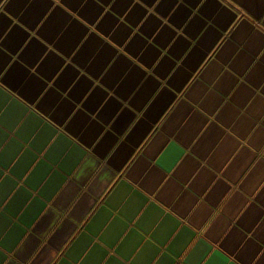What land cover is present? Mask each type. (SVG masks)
Masks as SVG:
<instances>
[{"label": "crops", "instance_id": "obj_1", "mask_svg": "<svg viewBox=\"0 0 264 264\" xmlns=\"http://www.w3.org/2000/svg\"><path fill=\"white\" fill-rule=\"evenodd\" d=\"M64 2L73 11H78L79 15L89 23H94L103 11L93 0H88L87 5L82 9L80 8L82 0H64ZM145 2L151 6L154 0H145ZM175 2L176 0H162L157 11L161 15L167 16ZM185 2L195 7L199 0H185ZM103 3L107 4L109 0H103ZM26 4H28V0H11L6 11L14 16L12 20L0 14V36L4 35L9 26L12 27V32L9 33L3 44L10 55L0 52V72H4L5 68L8 67L7 64L11 62L12 67L8 68V73L5 75L3 82L11 89L18 91L30 102L34 101L40 93H43L48 84L52 83L53 76L59 73L56 83L43 95L39 108L45 113L52 108H56L52 118L62 124L74 108V105L67 98L61 99L72 81L80 75L82 68H85L93 76L92 79L95 80L116 53L95 33H92L89 40L84 41L82 38L88 29L78 21L72 20L67 13H63L59 9L41 26L40 20L47 7L50 6L47 0H33V3L25 9ZM130 4L131 0H117L113 9H109L108 15L97 26L98 31L108 35ZM218 7L216 0H208L201 9V13L208 19H212ZM249 11H252L256 16L264 14V9L260 8L259 5H256L254 10L250 8ZM21 12H23V15H20ZM144 14V10L137 5L127 17L130 23L127 19H124L120 29L112 36V39L122 46L127 36L132 31H136V37L131 40V43L125 49L133 56H137L145 44L151 40V44L148 45L144 55L139 57L141 62L149 67L151 71L152 64L161 54L164 59L156 68V74L164 78L169 72V77L172 78L169 84L177 90H180L189 78V73L185 71V68L195 70L199 63L203 64L202 60L206 52L210 51L219 38V32L227 31L225 30L227 22L234 18L228 13H222L215 20L217 25L209 28L207 20L196 17L185 29L186 34L192 38V42H188L183 36H180L172 44L171 50H165V47L175 35L173 29L183 25L187 17L191 15L190 10L181 5L169 21L172 27L165 25V28L155 40H152V34L160 22L155 20L154 17H150L143 27H138L139 20ZM238 19L239 17H237ZM69 20H71V24H68ZM235 23L236 21H233V24ZM66 24H68V27L64 31V35L57 40L56 37ZM231 27L230 25L229 28ZM32 32H36V35L42 36L48 44H53L56 48L49 52L48 57L43 59L41 66L37 69V72L46 78L45 80L29 74L42 54L48 51L47 43L42 44L35 40ZM234 39H237V43H242L244 40H249L250 43L256 42L254 38L250 39V30L247 26H241ZM102 44L103 48L96 55V59L92 61L91 66H88V61L92 59L96 49ZM76 46L80 47V52L69 62V58L63 57V54L70 56ZM261 46H264V43ZM20 49H24V51H20ZM258 50V48L255 49L253 55ZM212 55L213 52H209V56ZM12 57H16L15 61H12ZM61 58L68 64L63 72H60V67L64 64V60ZM219 58L225 62L226 66H229L228 61L235 62L232 67L238 72L233 73L230 81L223 80L220 90L225 99L232 96L233 103L238 104L242 109L247 104L252 103L255 97L245 100L246 103L244 104L237 101L236 96L243 98L242 91L254 88V85L258 86L259 82L264 80V62L257 65L253 69V74L247 78V71L237 69L236 65L243 64L246 68L251 63V57H248L245 52H238L236 45L226 47ZM205 59H208V57H205ZM178 62H183L184 67L172 77L171 69ZM129 68H131V71L120 83L119 88L116 89L114 97L119 96L124 102H127L129 96L135 90L136 96L131 100L132 107L137 110H141L143 106L145 110L149 109L145 117L137 124L113 156L111 163L117 168L129 157L133 148L138 146L143 136L150 130L151 124L159 118L167 105L174 99L173 93L170 91H175V89H169V91L165 89L160 93L159 89H156L159 84L152 77H148V80L141 85V80L146 74L123 56L117 59L101 83L111 90ZM90 88L91 82L88 81L87 75L81 76L80 81L69 93V97L79 103ZM255 91L256 95L261 94L259 89ZM106 96L107 92H103L99 88L92 91L89 99L82 105L81 112L77 113L68 125L67 130L72 134L80 136V133H83L80 138L88 146L103 131L104 125L100 121L107 124L122 107L115 98L110 99L100 111L97 121L90 122V115L96 112ZM157 96L159 97L157 98ZM212 99L210 97L209 101L205 103H210ZM221 102L216 99L215 107L220 108L219 104ZM0 107L5 109L7 118L6 123L3 125V131H0V138L9 141L5 146L0 140V181H2L0 183V208L3 209L0 211V248L6 249L10 253L17 249L18 245L20 246L15 253L14 260L9 262V264H15V260L23 262L27 256L36 250L41 243L40 234L48 229L52 220V213L49 212L47 215L40 217L39 214L43 210L41 201L49 198L50 193L54 191L66 174V169L72 158L70 155L71 145L64 143L59 149L53 148L45 152L51 136L47 129L41 128V124L44 122L35 118L34 114L27 115V109L24 108L23 102L10 94L0 96ZM191 111L189 109L184 113L181 122L189 118ZM238 114L236 108L226 106L221 110V116L217 119L230 123ZM134 118V114L125 108L112 125L114 132L106 133L95 151L104 156L115 144L117 135L122 134ZM201 120L207 122L199 114L190 116L189 131L193 137L204 131L199 127ZM259 126V123L246 125L249 132L246 133L242 129L241 136L236 142L238 146L232 148L230 142L223 140V132L213 125L212 128L208 129L210 135L206 133V139L198 142L197 148L191 154V159L185 161L186 165L183 173L176 178V184L169 189V201H176L178 205L183 204L186 207L198 203L203 198L207 202L216 203L220 201L219 206L215 209V211H219L230 201L233 194L248 202L247 206L251 207L248 213L241 220L235 219L228 222L233 232L225 240L222 247L230 253L238 249L240 243L243 242V237L239 232L251 231L260 215H264L256 209V207L264 205V199L261 198L264 197V192L261 193V197L256 198L246 192L243 187L257 168L258 163L264 160V155H256L241 170V165L244 164L248 156L245 149L250 142L249 138L252 137V132L256 131ZM261 126L264 127V125ZM256 143H264V136L256 138ZM217 144H220L224 151H216L205 164V157L209 156ZM226 144L227 147H225ZM173 150L175 153L183 154L175 146L169 149V151ZM237 172L240 175L234 183L232 176ZM26 175L28 176L27 180L24 179ZM152 175L153 180H155L158 174ZM193 177L195 178L191 185L193 194L190 197L191 203H189V200L185 199L189 194L184 192L183 188ZM160 183H163V181L161 180ZM121 188L123 191L131 193L132 199L129 201L131 206L125 205L121 208L119 202L111 205L104 204L95 219L86 218L88 223L84 226L83 234L78 240L69 245L70 251L62 260V264H74L75 260L85 256L86 253L87 257L84 264H102L104 257L110 255L109 251L105 250L102 245H106L107 249L112 250L108 264H120V261L116 259V255H124L125 249H130V253H135L141 245H143V248L137 258L138 264H152L157 256L160 257L157 264H181L180 257L184 252L193 250L190 253L191 256L199 250L196 233L183 226L180 220L175 219L173 216H163L160 208L155 204L148 205L146 198L140 192L133 190L131 186L122 185ZM222 197L223 199H221ZM238 203L239 201L234 202L233 208ZM145 205L148 206L145 207ZM206 212L207 208H204L201 210L200 215H205ZM113 213H116V215H113ZM161 216H163V219H161ZM212 220L213 218L209 217V222H212ZM70 227L72 225L65 221L49 240V244L55 246L59 241H62ZM30 229L31 232H28ZM214 231L219 233L220 226H217ZM96 237H99V243H96L89 251L88 247L93 244ZM258 252L259 246L249 241V244L240 251L237 258L241 260V264H249ZM125 258L127 259V257ZM6 259L0 254V264H4ZM212 259H215L217 264H230L228 257L219 249L212 250L209 264H211ZM137 262H134V264H137ZM183 264H187L186 258ZM259 264H264V258Z\"/></svg>", "mask_w": 264, "mask_h": 264}, {"label": "clouds", "instance_id": "obj_2", "mask_svg": "<svg viewBox=\"0 0 264 264\" xmlns=\"http://www.w3.org/2000/svg\"><path fill=\"white\" fill-rule=\"evenodd\" d=\"M93 2L103 9L94 23H89L87 20L83 19L79 15V12L73 11L67 6L64 0H47L50 6L47 7L46 12L40 20V24L43 26L44 23L52 17L53 13L59 9L63 13H67L72 20L78 21L88 29L82 38L84 41L89 40L92 33H95L105 44L114 49L116 53L95 80L92 79L93 76L86 71L85 68H82L80 75L76 76V79L72 81V84L68 87L67 91L64 93V97L61 99L67 98L74 105V108L62 124L52 118L53 114L56 112V108H52L47 113L39 108L43 95L56 83L59 78V73L53 76L51 79L52 83L48 84L44 92L40 93L34 101L30 102L20 95L18 91L11 89L3 82L5 75L8 73V68L12 67V63L9 62L5 71L0 72V96H7L9 94L15 96L17 100L23 102L24 108L27 109V115L31 116L34 114L35 118L44 122L41 124V128L47 129L51 136V140L45 148V152L53 148L59 149L62 144L68 143L71 145L70 155L72 157L71 163L68 165L62 181L55 187L54 191L50 193L49 198L42 199L41 201L43 210L39 214L40 217L47 215L49 212L52 213V220L48 229L39 236L41 243L23 262L15 260V264H62V260L70 251L69 245L78 240L83 234L84 226L88 223L86 218L95 219L100 212L101 206L104 204L111 205L119 202L121 208L125 205L131 206L129 203L132 199L131 193L123 191L121 188L122 185L131 186L133 190L140 192L146 198L148 205L155 204L160 208L163 216H173L175 219L180 220L183 226L190 229L193 233H196V239L199 241V250L191 256L190 253H192L193 250L191 252H184L180 257L181 264H183L185 258L187 259V264H209V258L214 249H219L220 252L228 257L230 264H241V260L237 257L240 255V251L245 249V246L249 244V241L259 246V252L250 260L249 264H259L262 258H264V215H260L259 220L252 226L251 231L245 229L246 232H239L243 237V242L240 243L238 249L230 253L222 247L225 240H227L233 232L228 223L229 220H241L251 208L247 206L248 202L246 200L233 194L230 201L223 208H220L219 211H215L220 201L213 203L207 202L202 198L198 203L186 207L183 204L178 205L176 201H169L168 195L169 189L176 184V178L183 173L186 165L185 161L189 158L191 159V154L194 149L197 148L198 142L206 139L205 134L207 133L210 135L208 129L212 128L213 125L223 132V140L225 142H230L231 147L235 148L238 146L236 142L241 136L242 129L244 132L248 133L249 131L246 125H256L259 123L260 126L256 131L252 132V137L249 138L250 142L245 149L248 156L244 164L241 165V170H243L256 155H264V143H256V138L264 136V127L261 126L264 125V80L260 81L258 86L254 85V88L242 91L243 98H241V96H236V100L244 104L246 103L245 100L247 101V99L255 97L252 103L247 104L246 107L241 109L238 104L233 103L232 96H228L227 99H225L220 90L221 82L223 80L230 81L233 73L238 72L232 67L235 62L228 61L229 66H226L225 62L219 58L226 47L229 45H236L238 52H245L248 57H251V63L246 68H244L243 64L236 65L237 69L247 71V78L253 74V69H255L257 65L264 62V46H261V44L264 43V39H261L264 38V14L256 16L252 11H249L250 8L254 10L256 5L264 9V0H216L219 7L212 19H208L201 13V9L208 0H199L195 7L187 4L185 0H176L167 16H163L157 11L162 0H154L151 6H149L145 0H131V4L124 11L121 19L117 20V23L113 26L108 35H104L102 32L98 31L97 26L104 20L105 16L108 15L109 9H113L117 0H109L107 4H104L103 0H93ZM10 3L11 0H0V14L12 20L14 16L6 11ZM32 3L33 0H28L25 9ZM87 3L88 0H82L80 8L82 9ZM137 5L145 12L143 17L139 20L138 27H143L144 24L149 21L150 17H154L155 20L160 22L159 26L152 34V40H155L156 37L160 35L165 25H168L170 28L172 27L169 21L181 5L190 10L191 15L187 17L183 25L173 29L175 35L171 38V42L168 43L165 50H171L172 44H174L180 36H183L186 41L192 42V38L186 34L185 29L196 17L207 20L209 28H213L217 25L215 20L220 17L222 13H228L234 18L227 22V27L225 29L227 31L219 32V38L211 47L210 51L206 52L205 57H208V59L204 57L202 60L203 64L199 63L195 70L185 68V71L189 73V78L180 90H177L169 84V81L172 79L169 77V72L164 78L156 74V68L164 59L161 54L152 64L151 71L149 67L141 62L139 57L144 55L148 45L151 44V40L145 44L137 56H133L128 51H125V49L128 47L129 43H131V40L136 37V31H132L131 34L127 36L122 46L112 39V36L120 29L124 19H127ZM20 15H23V12H21ZM237 17H239L238 20ZM233 21H236V23L233 24ZM68 24H71V20L68 21ZM68 24L65 25L64 29L61 30L60 34L56 37L57 40H59L60 36L64 35V31L67 29ZM230 25L232 26L231 28H229ZM241 26H247L250 30V39L254 38L256 41L255 43H250L249 40L237 43V39H234V36L238 29H241ZM21 27H23V25H21ZM11 32L12 27L9 26L4 32V35L0 36V52L9 55L10 52L3 44L4 40ZM32 36H35V40L42 44L47 43L42 36L36 35V32H32ZM217 41H219V43H217ZM102 48L103 44L96 49V53L92 56V59L88 61V66H91L92 61L96 59V55L99 54ZM257 48L259 50L253 55V51ZM47 49L48 51L42 54L40 59L36 62L35 67H32L29 73L41 80H45L46 78L40 75L37 69L41 66L43 59L48 57L49 52L56 48L53 44L47 43ZM20 51H24V49H20ZM78 52H80V47L76 46L70 56H65L63 54V57H68L69 62H71ZM209 52H213V55L209 56ZM121 56L131 61L132 65H135L146 74L141 80V85L148 80V77H152L158 82L159 87L156 89H159L160 93L165 89L168 91L169 89H175V91H170L173 93L174 99L167 105L159 118L151 124L150 130L143 136L138 146L133 148L129 157L117 168L111 163L113 156L127 140L137 124L145 117L149 109L145 110L144 106L141 110L132 107L131 100L136 96L135 90L132 95L129 96L127 102H124L119 96L114 97L116 89L119 88L120 83L127 77L131 68L124 73L121 80L117 82L111 90L105 84L101 83L105 75H107L108 71ZM15 59L16 57H12V61H15ZM61 59L64 60L63 58ZM67 67L68 64L65 63L64 60V64L60 67V72H63ZM182 67H184V63L178 62L175 67L171 69L172 77ZM85 75H87L88 81L91 82V88L80 102L77 103L69 97V93L72 92L73 88L80 81L81 76ZM97 88L103 92H107V96L96 109V112L90 115V122L97 121L100 111L107 105L110 99L115 98L122 107L107 124L100 121V123L104 125L103 131L100 132L91 145L88 146L82 142L80 138L83 136L82 132L80 136H77L67 129L77 113L81 112V107L89 99L91 92L95 91ZM256 89L261 91L260 95H256ZM158 97L159 96H157V98ZM210 97L213 99L210 103L206 104L205 102L209 101ZM216 99L222 101L219 104L220 108L215 107ZM9 103H11V101H9ZM57 103L59 104V101ZM226 106L236 108L239 113L230 123H225L222 122L221 119H217L221 116V110ZM125 108L132 112L135 118L130 122L122 134L117 135L115 133V135H117V140L111 149L107 151L104 156L99 155L95 149L101 143L106 133L114 132L112 130V125L121 113H123ZM189 109L192 110L191 113H189V118L181 122L184 113ZM86 111L88 112V110ZM196 114H199L207 122L205 123L204 120H201L199 127L204 131L193 137L192 133L189 131V119L191 115ZM6 121L5 109L0 107V131H3V125ZM0 140H2L5 146L9 143L8 140H3L2 138H0ZM173 146L180 149V152L183 154L180 155L179 153H175L174 150L169 151ZM227 146L226 144L225 147ZM216 151L223 152L224 148H222L220 144H217L209 156L205 157V164H207L208 160L211 159V156L214 155ZM152 174H158L155 180H153ZM239 175L240 173L237 172L232 176L234 183L237 181ZM24 179L27 180L28 176L26 175ZM194 179L193 177L192 180H189L183 188V191L189 194L185 197L186 200H189V203H191L190 197L193 194L191 185ZM161 180L163 183H160ZM0 183H2V181H0ZM243 187L246 192L254 197H261V193L264 192V160L258 163L257 168L250 175L247 183L244 184ZM261 198L264 199V197ZM221 199H223V197ZM236 201H239V203L233 208L232 205ZM148 205H145V207ZM204 208H207L206 214L200 215L201 210ZM256 209H258L260 213H264V205L256 207ZM2 210L3 209L0 208V211ZM113 215H116V213H113ZM163 216H161V219H163ZM209 217L213 218L212 222H209ZM225 217H227V219H225ZM65 221H68L69 224L72 225L68 233L64 236L63 240L59 241L55 246L49 244V240L57 230L61 228ZM82 221L83 223H81ZM217 226H220L219 233L214 231ZM28 232H31V229ZM96 243H99V237L94 238L93 244L88 247V250L91 251ZM102 247L110 253L109 256L104 257L102 264H108L112 250L107 249L106 245H102ZM19 248L20 246L18 245L17 249H14L10 253L6 249L0 248V254L7 258L4 264H9L10 261L14 260L15 253ZM142 248L143 245L137 248L135 253H130V249H125L124 255H116V259L120 261V264H134V262H137ZM86 257L87 253L85 256L75 260L74 264H84ZM125 257H127V259ZM159 259L160 257L157 256L152 261V264H157ZM211 264H217L216 260L212 259Z\"/></svg>", "mask_w": 264, "mask_h": 264}]
</instances>
